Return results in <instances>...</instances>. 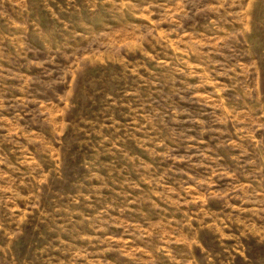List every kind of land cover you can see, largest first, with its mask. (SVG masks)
I'll list each match as a JSON object with an SVG mask.
<instances>
[{
    "label": "rangeland",
    "instance_id": "1",
    "mask_svg": "<svg viewBox=\"0 0 264 264\" xmlns=\"http://www.w3.org/2000/svg\"><path fill=\"white\" fill-rule=\"evenodd\" d=\"M0 264H264V0H0Z\"/></svg>",
    "mask_w": 264,
    "mask_h": 264
}]
</instances>
